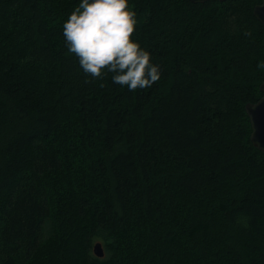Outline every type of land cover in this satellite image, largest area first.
I'll return each mask as SVG.
<instances>
[{
  "label": "trees",
  "instance_id": "trees-1",
  "mask_svg": "<svg viewBox=\"0 0 264 264\" xmlns=\"http://www.w3.org/2000/svg\"><path fill=\"white\" fill-rule=\"evenodd\" d=\"M78 3L0 0V264H264L261 0H129L131 91L68 52Z\"/></svg>",
  "mask_w": 264,
  "mask_h": 264
},
{
  "label": "clouds",
  "instance_id": "clouds-1",
  "mask_svg": "<svg viewBox=\"0 0 264 264\" xmlns=\"http://www.w3.org/2000/svg\"><path fill=\"white\" fill-rule=\"evenodd\" d=\"M129 0H79L63 22L69 53L82 70L128 90L150 88L161 77V66L151 52L133 38L136 13Z\"/></svg>",
  "mask_w": 264,
  "mask_h": 264
},
{
  "label": "water",
  "instance_id": "water-1",
  "mask_svg": "<svg viewBox=\"0 0 264 264\" xmlns=\"http://www.w3.org/2000/svg\"><path fill=\"white\" fill-rule=\"evenodd\" d=\"M192 3H204L209 0H189ZM223 2L225 0H215ZM253 14L256 19L264 26V0L254 7ZM260 91L263 96L256 103H249L245 106L246 114L249 117L251 134L250 141L254 147L264 153V81L260 85ZM93 254L98 258L104 256V250L102 244L97 242L93 246Z\"/></svg>",
  "mask_w": 264,
  "mask_h": 264
}]
</instances>
